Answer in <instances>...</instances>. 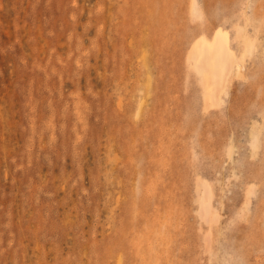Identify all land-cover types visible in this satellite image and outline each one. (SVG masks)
<instances>
[{
  "label": "rangeland",
  "instance_id": "374dc122",
  "mask_svg": "<svg viewBox=\"0 0 264 264\" xmlns=\"http://www.w3.org/2000/svg\"><path fill=\"white\" fill-rule=\"evenodd\" d=\"M0 264H264V0H0Z\"/></svg>",
  "mask_w": 264,
  "mask_h": 264
}]
</instances>
